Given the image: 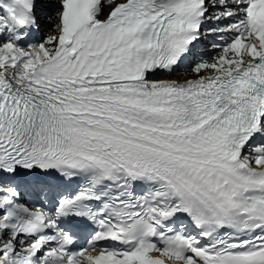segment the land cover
I'll use <instances>...</instances> for the list:
<instances>
[{
    "label": "snow or ice",
    "instance_id": "1",
    "mask_svg": "<svg viewBox=\"0 0 264 264\" xmlns=\"http://www.w3.org/2000/svg\"><path fill=\"white\" fill-rule=\"evenodd\" d=\"M39 7L0 0V264H264V0Z\"/></svg>",
    "mask_w": 264,
    "mask_h": 264
},
{
    "label": "bare ground",
    "instance_id": "2",
    "mask_svg": "<svg viewBox=\"0 0 264 264\" xmlns=\"http://www.w3.org/2000/svg\"><path fill=\"white\" fill-rule=\"evenodd\" d=\"M159 79H163V78H159Z\"/></svg>",
    "mask_w": 264,
    "mask_h": 264
}]
</instances>
